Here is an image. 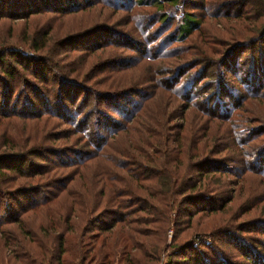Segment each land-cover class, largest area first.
Here are the masks:
<instances>
[{
    "label": "trees",
    "instance_id": "trees-1",
    "mask_svg": "<svg viewBox=\"0 0 264 264\" xmlns=\"http://www.w3.org/2000/svg\"><path fill=\"white\" fill-rule=\"evenodd\" d=\"M5 1L0 0V19L14 20L24 18L37 11H49L59 15L75 13L89 8L96 0H64L62 5L59 0H54L52 3L46 0H8L6 3ZM121 1L126 3L127 7L132 5L153 7L154 13L159 16L162 23L166 21L167 17L163 11L164 5L179 6L182 9H202L201 7L204 6V0ZM231 4L232 6L225 7V17L238 18V20L248 17L254 23L260 17L254 13V16L249 13L245 14L244 12L247 10L243 9L248 7L250 10L257 11L261 2L259 4L254 0H236ZM6 8L8 9L6 10ZM229 12H233L231 16H228ZM241 13L243 14L241 15ZM262 15L264 17V14ZM154 21H157V18ZM165 23L168 24V19ZM199 23L198 16L183 10L173 32L167 34L165 42L161 40V51H166L165 48L169 41H181L193 32H198ZM253 27V36L248 39V43H264V20H259L257 24H253ZM71 39L74 38L71 37ZM45 43L44 41L36 42L32 37L29 40L28 49L32 54L37 53L43 49ZM241 45L248 47L245 44ZM236 46L237 44L233 45L225 52L214 51L219 58L215 62L206 58L208 61L204 66V71H219L212 78L202 76L203 72L200 70L198 73L201 66L200 61L196 62H199L198 64L190 61L183 63L182 67L171 72V76L167 71L165 78L167 89H164L167 91L168 86L169 89H172L178 82L176 77H181L197 65L193 81L187 82L185 85L183 99L186 103L181 113L187 107H191L201 117H204L203 122L206 120L223 121L227 128H215L214 131L207 133L209 135H204L201 140L197 133L188 134L187 132L190 131L181 127L164 128L165 119L162 113L161 128H157L151 140L148 139V143L145 142L144 146L136 148L135 154H130L129 160L120 165L131 184H137L139 188L142 187L147 191L144 197L129 194L117 201L110 199L107 207L104 206L105 208L97 214L93 213L95 216H93V220L91 219L92 223L82 228L81 233L77 234V238L67 240V245H65L66 239L62 234L52 236L51 241L48 240L45 245L38 242L39 253L37 254L40 255V258L37 264H111L114 261L134 264L139 262L138 258L140 257L150 262L156 261L159 254L167 251L168 247L170 250L165 252L166 259L163 264H238L218 247L203 246L204 244L197 247L193 246L192 242L177 246L168 244L167 248L164 246L166 245L164 234L169 225L173 228L180 227V222L184 221H186L184 224L188 225L191 216L220 210L230 201L231 193L227 182L229 176L237 177L245 172L264 174V123H260L256 118H251L248 123H256V125L240 129V116L237 113L242 109V103L246 99L264 102V70H261L264 67L262 64L264 60L250 59L243 78L238 77L232 85L228 80L225 81V76L229 74L230 77H234L236 67L228 65L225 59L234 54ZM83 50L86 51V49ZM18 56L20 58L25 54ZM18 56L15 52L10 53L8 50L0 48V102L2 104L0 123L12 117L34 121L55 119L57 124L66 126L62 128L63 136L61 134L59 137L66 140L74 137L71 143L76 146V149H54L52 146H43L42 143L48 141L46 137H42V142H38L26 136L19 140L17 145L10 144L5 140L0 144L9 148L6 152L0 151V241L3 249H7V255L10 254L12 264H29L27 259L30 257L31 250L24 246H18L16 234L5 230L4 225L14 224L17 226L18 232L22 233L18 228L20 227L18 212L47 203L51 195L47 194L49 190H46L45 187L61 190L66 184H63L64 181L59 179V174H57L58 177H54L55 172L51 173L53 168L66 169L73 164H81V162L93 158L106 143L108 137H113L118 132H124L126 128H122L118 124V120L111 115L110 111H113V108L104 106L108 105V101L112 99L120 101V98L112 95L109 90L96 94L95 91L89 92L86 88H79L78 85L76 86L75 83L66 79H60L57 84L42 76V73H47V71L38 74L36 68L29 70L22 66L17 61ZM26 60L30 61L29 63L33 67L49 62L47 59L30 55ZM106 63L105 67L99 68L100 72L108 67ZM51 65L48 64L49 68ZM199 77L204 79L203 82L198 79ZM71 87L78 91V96L71 95L74 92L69 93ZM58 89L61 94L58 93ZM240 89L243 94H235L241 91ZM193 90L200 93L198 98L195 96L191 99L190 92ZM18 102L22 104L21 107ZM34 102H38L41 108L35 106ZM90 102L97 108H91L89 111L84 110ZM169 103L170 101L167 105L172 107V104ZM121 110L123 113L119 114L118 112V117L121 119L128 121L130 117H133L131 114L128 118H123L126 110L124 108ZM236 118L237 120L234 121ZM56 123L52 127H55ZM86 125H90L89 128H85ZM241 128L244 127L241 126ZM146 130L151 132L153 129L146 128ZM46 135L50 137L48 134L44 136ZM53 141H56V138H53ZM41 177H44L43 182L39 180ZM49 180L51 181L48 182ZM12 183H17L16 187L11 188ZM152 183L164 191H158L156 188L151 190ZM212 183L217 184L211 186ZM28 195L33 198L40 197L39 201L31 199L28 206L23 208L19 204L20 200L27 199ZM170 198L171 200L168 202ZM151 200H154V203ZM154 204L160 206L157 208ZM15 207L17 211H15ZM104 213L106 221L100 218ZM139 213L140 215H137ZM66 221L68 220L66 219ZM149 223H154L157 226L158 238L155 242L150 241L142 247L141 244L146 243L151 234L146 230H135L131 226ZM66 226L70 229L69 223ZM113 227L118 231H123L124 228L128 229L122 241L124 243L111 244L107 237L100 236L101 232L108 233ZM246 233H253L259 237L250 241L244 238ZM135 235L142 239L138 238L140 244H137ZM174 237L175 235L171 240ZM210 237L214 238L211 239L214 243L215 241L221 243L226 241L225 246H229L237 252L241 264H264V256L261 255L264 252V220L239 226L223 225L217 230V234L212 233ZM199 246L206 249L209 256L199 249ZM63 254L67 257L63 258ZM212 256L213 258H211ZM32 257L30 262L34 263L36 259L34 256Z\"/></svg>",
    "mask_w": 264,
    "mask_h": 264
},
{
    "label": "rangeland",
    "instance_id": "rangeland-1",
    "mask_svg": "<svg viewBox=\"0 0 264 264\" xmlns=\"http://www.w3.org/2000/svg\"><path fill=\"white\" fill-rule=\"evenodd\" d=\"M46 1L54 2V0ZM59 1L60 5L64 2V0ZM235 1L204 0L202 9H182L179 6L164 5L163 11L167 16L168 24L165 23L166 21L164 23L160 21L159 16L154 13L153 7L136 5L127 7L126 3L124 4L121 0H96L89 8L69 14L59 15L49 11H37L21 19H0V48L8 50L10 53L15 52L17 56L25 54V56H21L24 59L20 57L22 60L19 56L17 57V61L22 66L29 70L36 68L38 74L47 71V73H42V76L57 84L60 79H66L75 83L76 86L78 85L79 88H86L89 92L95 91L96 94L109 90L112 95L119 97L120 101L112 99L108 101V105L104 106L113 108V111H110L111 115L118 120V124L122 128H126L124 132H118L115 136L108 137L106 143L93 158L81 162V164H73L66 169L53 168L51 173L55 172L54 177L59 174V179L64 181L63 184H66L61 190L45 187L46 190H49L47 194L51 195L47 203L18 212L20 221L18 228L22 233L18 232L17 226L14 224L4 225L5 230L16 234L18 246H24L31 250L30 257L27 259L29 264L32 263L30 262L33 259L32 256L36 259L32 264L39 262L38 242L45 245L48 240L51 241L52 236L62 234L66 239L65 245H67L68 239L77 238V234L81 233L82 228L92 223L91 219L95 216L93 213L97 214L107 207L110 199L117 201L129 194L144 197L147 191L142 187L139 188L137 184V186L131 184L120 165L129 160L130 154H135L136 148L144 146L148 139L150 141L157 128H161L162 113L165 119L164 128L181 127L190 131L187 132L188 134L197 133L201 140L204 135H209L207 133L214 131L215 128H227L223 121L206 120L203 122L204 117H201L191 107H187L181 113L186 103L183 99V91L186 83L193 81L197 65L181 77H176L178 82L172 89H169L168 86L167 91L165 78L167 71L171 76V72H175L177 68L183 66V63L189 61L194 64H198L199 62H196L200 61L199 64L202 68L199 67L198 73L200 70L203 72L202 76L212 78L219 71H204V66L208 61L206 58L215 62L219 58L214 51L225 52L235 44L237 46L234 48V54L225 59L228 65L236 67V76L230 77L229 74L225 76V81L228 80L232 85L238 77L243 78L250 59L264 60V43H248V39L253 36V24L264 20L262 15L264 14V0H254L259 4L261 2L257 11L250 10L248 7L243 9L247 10L244 12L245 14L253 15L254 13V15L260 16L256 23L250 21L248 17L239 20L238 18L225 17V9L232 6L231 2ZM183 10L198 16L200 21L198 32H193L181 41H169L165 48L166 51H161V40L165 42L167 34L173 32ZM232 13L229 12L228 16H231ZM156 18L157 21H154ZM32 37L36 42H46L43 49L34 54L28 49L29 40ZM29 55L47 59L49 62L33 67L29 63L30 61L26 60ZM105 63L108 67L100 72L99 68L105 67ZM48 64H52L51 68ZM262 64L264 66V63ZM261 70H264V67ZM198 79H201L202 82L204 80L202 77ZM73 89L71 87L69 93L74 92L71 95L78 96V91ZM240 90L235 94H243L242 89ZM58 93L61 94L59 89ZM190 94L191 99L200 96L196 90L191 91ZM169 101L172 107L167 105ZM18 104L21 107L22 104L19 102ZM92 104L88 103L84 110L89 111L91 108H97L95 104ZM1 105L0 102V107ZM9 105L11 104L9 103ZM34 105L41 108L38 102H34ZM123 108L126 110L123 118H128L133 114V117H130L128 121L118 117L120 113H123L121 110ZM237 113L240 116V129L255 126L256 123H248L251 118H256L260 123H264V102L246 99L242 103V109ZM236 120L237 118L234 121ZM55 123V119L34 121L12 117L3 120L0 123V144L5 140L10 144L17 145L19 140L25 136L42 142L41 138L46 137L48 141L43 142V146L64 150L76 149V146L71 143L74 137H70L68 140L59 137L62 132L64 133L62 128L66 126L56 123L57 125L52 127ZM88 126L86 125L85 128H89ZM146 128L153 130L150 132ZM45 134L50 137L44 136ZM53 138H56V141H53ZM0 149V151L6 152L9 148L0 145ZM53 160L55 161V159ZM43 178L39 179L40 182ZM227 182L231 193L230 201L220 210L191 216L188 225L184 224L186 221L180 222V227L173 228L169 225L164 234L166 248L168 244L177 246L192 242V245L197 247L204 244L203 246L222 249L232 261L241 264L237 252L231 247L225 246L226 241H222V243L215 241L214 243L211 241L214 238L210 236L212 233L217 234V230L223 225L239 226L264 220V174L245 172L237 177L229 176ZM16 184L12 183L11 188L16 187ZM215 184L217 183H212L211 186H215ZM152 186L151 190L156 188L158 191H164L154 183ZM28 196L27 199L20 200L21 207H27L31 199L39 201L40 198ZM170 200L171 198L168 202ZM151 201L154 203V200ZM154 206L158 208L160 205L154 204ZM15 209L17 211L16 207ZM105 216V213L101 214L100 218L105 220ZM65 221L67 224L69 223L70 229L67 228V224H64ZM114 227L116 228V226ZM113 228L108 233L101 232L100 236L107 237L111 244L124 243L122 241L128 229L124 228L123 231H118ZM131 228L139 231L146 230L151 234L147 238V242L141 244L142 247L150 241L155 242L158 238L157 226L154 223L132 225ZM173 235L175 237L171 240ZM258 237L253 233L244 235V238L250 241ZM138 238L135 235L137 244H140ZM199 249L209 256L206 249H202V247ZM169 250L170 247L165 252L167 253ZM165 252H161L156 261L149 262L140 257L138 258L139 262L134 264H163L166 259ZM261 255L264 256V252ZM66 257L67 255L63 254V258ZM12 263L10 254L7 255V249H3L0 241V264ZM111 264L124 263L114 261Z\"/></svg>",
    "mask_w": 264,
    "mask_h": 264
}]
</instances>
